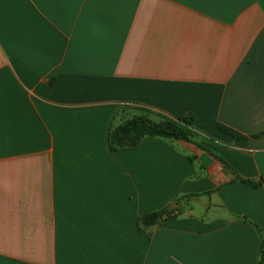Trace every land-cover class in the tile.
<instances>
[{
	"label": "crops",
	"instance_id": "crops-1",
	"mask_svg": "<svg viewBox=\"0 0 264 264\" xmlns=\"http://www.w3.org/2000/svg\"><path fill=\"white\" fill-rule=\"evenodd\" d=\"M263 131L264 0H0V264H257Z\"/></svg>",
	"mask_w": 264,
	"mask_h": 264
},
{
	"label": "trees",
	"instance_id": "trees-1",
	"mask_svg": "<svg viewBox=\"0 0 264 264\" xmlns=\"http://www.w3.org/2000/svg\"><path fill=\"white\" fill-rule=\"evenodd\" d=\"M193 125L194 118L191 115L179 116L174 120H161L156 122L144 115L134 116L110 128L108 133V146L111 152H115L120 149H135L140 144V142L147 137L176 139L193 144L211 155L208 149L196 141V134L193 131ZM217 127L219 130L229 134L235 139H244L243 136L233 130L221 125H218ZM263 134L264 131L260 133V135ZM215 158L221 161L219 158ZM221 162L223 163V161ZM238 180L252 188H257L264 182V179L259 182H252L250 180H243L240 178ZM174 211L177 210L169 209L166 206L156 210L148 211L138 217L137 226L141 229V227L147 228L156 224H160L161 222L172 218V213ZM263 255L264 250L261 251V258L257 264H262Z\"/></svg>",
	"mask_w": 264,
	"mask_h": 264
},
{
	"label": "rangeland",
	"instance_id": "rangeland-1",
	"mask_svg": "<svg viewBox=\"0 0 264 264\" xmlns=\"http://www.w3.org/2000/svg\"><path fill=\"white\" fill-rule=\"evenodd\" d=\"M145 116V115H144ZM132 117V116H131ZM156 122V121H155Z\"/></svg>",
	"mask_w": 264,
	"mask_h": 264
}]
</instances>
